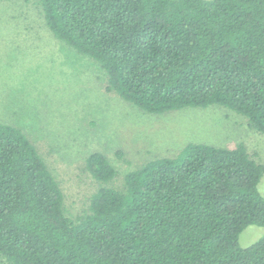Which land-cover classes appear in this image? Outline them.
<instances>
[{
  "label": "trees",
  "instance_id": "obj_1",
  "mask_svg": "<svg viewBox=\"0 0 264 264\" xmlns=\"http://www.w3.org/2000/svg\"><path fill=\"white\" fill-rule=\"evenodd\" d=\"M56 39L94 60L106 91L156 115L227 108L264 136V0H38ZM86 169L117 175L99 152ZM264 165L244 145L189 143L101 187L88 214L26 134L0 124V258L7 264H264Z\"/></svg>",
  "mask_w": 264,
  "mask_h": 264
},
{
  "label": "rangeland",
  "instance_id": "obj_2",
  "mask_svg": "<svg viewBox=\"0 0 264 264\" xmlns=\"http://www.w3.org/2000/svg\"><path fill=\"white\" fill-rule=\"evenodd\" d=\"M106 86L107 74L94 60L55 38L38 0H0V124L22 130L36 147L74 221L88 214L101 187L123 191L128 173L174 158L189 143L242 144L264 165V136L245 117L220 106L150 114ZM95 152L117 171L109 184L86 169ZM259 190L264 196V176ZM263 236L264 227L249 226L239 242L248 248Z\"/></svg>",
  "mask_w": 264,
  "mask_h": 264
}]
</instances>
